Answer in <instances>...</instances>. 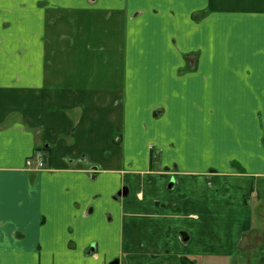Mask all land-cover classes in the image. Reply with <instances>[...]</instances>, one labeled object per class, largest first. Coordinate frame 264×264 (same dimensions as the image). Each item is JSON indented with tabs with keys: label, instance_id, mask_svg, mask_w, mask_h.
<instances>
[{
	"label": "crops",
	"instance_id": "0c3cea01",
	"mask_svg": "<svg viewBox=\"0 0 264 264\" xmlns=\"http://www.w3.org/2000/svg\"><path fill=\"white\" fill-rule=\"evenodd\" d=\"M115 259L264 264V0H0V264Z\"/></svg>",
	"mask_w": 264,
	"mask_h": 264
},
{
	"label": "built area",
	"instance_id": "2783aa9c",
	"mask_svg": "<svg viewBox=\"0 0 264 264\" xmlns=\"http://www.w3.org/2000/svg\"><path fill=\"white\" fill-rule=\"evenodd\" d=\"M27 166L32 169H44L46 168V159L43 151H36L33 156L27 159Z\"/></svg>",
	"mask_w": 264,
	"mask_h": 264
},
{
	"label": "water",
	"instance_id": "95a60500",
	"mask_svg": "<svg viewBox=\"0 0 264 264\" xmlns=\"http://www.w3.org/2000/svg\"><path fill=\"white\" fill-rule=\"evenodd\" d=\"M125 193H127V187L125 188ZM109 264H120V260L119 259H115L113 261H111Z\"/></svg>",
	"mask_w": 264,
	"mask_h": 264
},
{
	"label": "flooded vegetation",
	"instance_id": "af4514ba",
	"mask_svg": "<svg viewBox=\"0 0 264 264\" xmlns=\"http://www.w3.org/2000/svg\"><path fill=\"white\" fill-rule=\"evenodd\" d=\"M125 191V188L121 189L119 192H124Z\"/></svg>",
	"mask_w": 264,
	"mask_h": 264
}]
</instances>
